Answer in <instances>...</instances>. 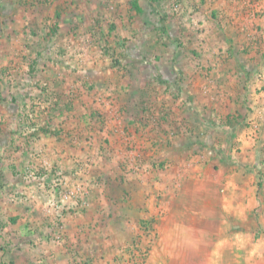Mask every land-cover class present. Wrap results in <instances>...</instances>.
I'll list each match as a JSON object with an SVG mask.
<instances>
[{
	"label": "rangeland",
	"instance_id": "1",
	"mask_svg": "<svg viewBox=\"0 0 264 264\" xmlns=\"http://www.w3.org/2000/svg\"><path fill=\"white\" fill-rule=\"evenodd\" d=\"M0 264H264V0H0Z\"/></svg>",
	"mask_w": 264,
	"mask_h": 264
}]
</instances>
